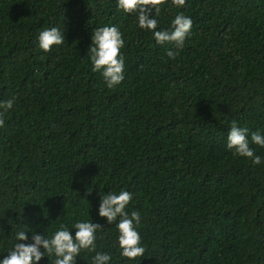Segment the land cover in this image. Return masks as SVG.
Here are the masks:
<instances>
[{
	"label": "trees",
	"instance_id": "obj_1",
	"mask_svg": "<svg viewBox=\"0 0 264 264\" xmlns=\"http://www.w3.org/2000/svg\"><path fill=\"white\" fill-rule=\"evenodd\" d=\"M176 12L193 27L169 57L115 0H0V99L16 97L0 128V245L7 221L42 232L89 211L116 264H264V148L252 145L253 165L224 145L231 120L264 130V0H168L158 27ZM54 23L65 44L45 53L36 35ZM104 23L124 38L111 89L86 54ZM113 183L142 213L146 252L133 261L96 215Z\"/></svg>",
	"mask_w": 264,
	"mask_h": 264
},
{
	"label": "clouds",
	"instance_id": "obj_2",
	"mask_svg": "<svg viewBox=\"0 0 264 264\" xmlns=\"http://www.w3.org/2000/svg\"><path fill=\"white\" fill-rule=\"evenodd\" d=\"M115 3L124 13L135 14L136 27L149 31L155 44H170L167 50L169 57L178 55L186 38L191 35L193 19L183 12L174 13L166 28L158 27L161 7L168 0H115ZM170 4L182 7L185 0H170ZM64 41L61 23L42 27L36 35V46L45 53L51 51L53 46L64 45ZM123 46V33L114 23H104L90 31L86 54L91 70L100 73L105 87L109 89L125 78ZM15 100V95L0 99V128L4 127L5 114L12 109ZM224 145L234 156L244 157L253 165L261 164L262 156L252 145L264 148V130L256 128L253 131L231 120L224 136ZM98 194L96 215L103 218L105 224L113 225L114 247L118 250L119 258L133 261L145 256L146 249L139 231L142 213L129 207L133 193L113 183L111 187L108 186L107 192L98 191ZM2 218L3 214L0 215ZM7 224L10 225L8 233L11 231V239L0 245V254L6 253L0 255V264H39L42 257H53L51 264H76L82 253L87 255L86 264H116L112 251L105 250L98 243L105 236V227L99 221L92 220L89 211L86 218H76L70 222L61 220L49 231L36 232L19 222L10 224L7 221ZM4 232V226L0 225V235H4Z\"/></svg>",
	"mask_w": 264,
	"mask_h": 264
}]
</instances>
